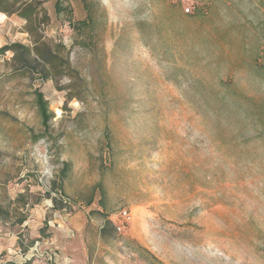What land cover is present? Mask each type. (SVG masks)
<instances>
[{
	"label": "rangeland",
	"instance_id": "obj_1",
	"mask_svg": "<svg viewBox=\"0 0 264 264\" xmlns=\"http://www.w3.org/2000/svg\"><path fill=\"white\" fill-rule=\"evenodd\" d=\"M21 4L0 11V264H264V0ZM36 41L71 72L1 52ZM223 93L250 116L217 118Z\"/></svg>",
	"mask_w": 264,
	"mask_h": 264
},
{
	"label": "trees",
	"instance_id": "obj_2",
	"mask_svg": "<svg viewBox=\"0 0 264 264\" xmlns=\"http://www.w3.org/2000/svg\"><path fill=\"white\" fill-rule=\"evenodd\" d=\"M11 1H13V3L20 4L17 12L21 18L29 20L33 16L32 6H25L24 4H21L23 0H0V11L1 6H3L4 4H8ZM60 10L61 9L59 5H56V11L59 12ZM63 50L64 48L61 45L52 46L47 44L46 42L36 41L31 49H29L28 47L20 46L18 44H13L10 47H4L3 49H1V52L11 51L14 54V60H19V58H22V56L25 57V60L31 58L33 62L42 65V67L44 68L43 79H48L51 76L55 75L58 70L67 71L68 74L69 72H71L68 60L60 55ZM34 94L35 104L41 119V124L43 127H47L48 122L52 118V115L48 111V103L40 92L36 91ZM219 99L221 103L211 108L217 118L226 120L230 116H234L237 113H239L243 118H248L250 116L251 113L247 108H245L246 106L234 105V103L230 101L227 94H221ZM68 166L69 165L67 163H64L63 169L60 171L61 179L65 177Z\"/></svg>",
	"mask_w": 264,
	"mask_h": 264
},
{
	"label": "built area",
	"instance_id": "obj_3",
	"mask_svg": "<svg viewBox=\"0 0 264 264\" xmlns=\"http://www.w3.org/2000/svg\"><path fill=\"white\" fill-rule=\"evenodd\" d=\"M186 13H189V9H185ZM130 221V213L125 210L122 209L119 211V213L116 215V220H115V230L118 233L123 232V230L125 229V226L129 224Z\"/></svg>",
	"mask_w": 264,
	"mask_h": 264
}]
</instances>
